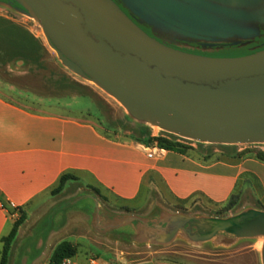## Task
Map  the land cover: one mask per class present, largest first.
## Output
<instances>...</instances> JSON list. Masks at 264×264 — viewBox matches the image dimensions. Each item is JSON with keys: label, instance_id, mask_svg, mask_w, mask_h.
<instances>
[{"label": "water", "instance_id": "obj_1", "mask_svg": "<svg viewBox=\"0 0 264 264\" xmlns=\"http://www.w3.org/2000/svg\"><path fill=\"white\" fill-rule=\"evenodd\" d=\"M12 1L39 24L62 66L112 97L137 124L200 144L264 145V50L213 58L175 50L163 38L251 41L264 27V0H118L152 37L112 0ZM189 220L210 223L211 233L191 232L184 227ZM165 222L148 242L169 244L178 233L192 244L224 232L261 238L264 264L263 211L226 219L174 214ZM232 225L237 229L227 231Z\"/></svg>", "mask_w": 264, "mask_h": 264}, {"label": "crops", "instance_id": "obj_2", "mask_svg": "<svg viewBox=\"0 0 264 264\" xmlns=\"http://www.w3.org/2000/svg\"><path fill=\"white\" fill-rule=\"evenodd\" d=\"M14 91L0 88V251L2 238L24 214L13 245L41 232L35 250L43 257L49 249L50 258L61 243L51 244L60 226L49 229L45 207L64 191L51 195L64 175L74 178L64 188L78 184L132 211L149 205L178 214L221 208L245 196L264 212V161L257 157L264 146L194 142L148 159L130 137L105 134L90 115L66 112L69 100L49 97L37 107L10 99Z\"/></svg>", "mask_w": 264, "mask_h": 264}, {"label": "rangeland", "instance_id": "obj_3", "mask_svg": "<svg viewBox=\"0 0 264 264\" xmlns=\"http://www.w3.org/2000/svg\"><path fill=\"white\" fill-rule=\"evenodd\" d=\"M14 8L17 6L8 8L0 4V88L15 90L8 93L10 99L37 107H43L49 97L67 99L72 105L66 112L90 115L105 134L131 136L137 122L95 84L62 66L43 33L35 30L36 26L40 29L39 24ZM244 52V49L229 48L215 56L231 58ZM161 133L158 128H151V135L158 137ZM63 190L54 203L45 207L49 209V229H53L55 223L60 226L51 244L67 241L76 246L75 258L79 263L93 257L111 264H262L261 249L258 248L261 238L233 239L226 233H219L210 241L192 244L178 233L169 244H154L148 240H154V234L165 229L167 216L176 214L172 208L165 211L146 205L132 211L114 206L75 183ZM252 203L245 196L234 197L227 208H194L190 212L180 209L178 214L227 218L250 210L262 211L258 206L251 207ZM184 227L198 235L212 231L210 223L196 220L187 221ZM41 234L34 232L32 237L27 234L19 244L14 246L12 243L6 264L46 263L49 249L43 257L35 250Z\"/></svg>", "mask_w": 264, "mask_h": 264}, {"label": "trees", "instance_id": "obj_4", "mask_svg": "<svg viewBox=\"0 0 264 264\" xmlns=\"http://www.w3.org/2000/svg\"><path fill=\"white\" fill-rule=\"evenodd\" d=\"M129 137L134 142L138 144H142L144 146H150L153 142H156L158 147L165 149L167 151H185L188 149L187 146L177 142L178 138L176 136L162 132L160 136L152 137L151 128L143 124H136L135 130L132 132L131 136ZM257 157L261 161H264V152H257ZM70 180H74V178L70 175L62 176L59 180L57 187L51 192V195L54 196L59 194L63 190L66 181H70ZM94 192L98 195L97 191ZM233 198L234 197L230 199V201L226 204L225 208H227V206L230 205ZM24 220H25L24 214H20V216L15 220L9 234L6 237L2 238L0 264H6L10 246L14 242L17 231L24 222ZM76 255H77V247L67 241H62L54 248L52 255L49 258L48 264H60L62 260L69 257H74Z\"/></svg>", "mask_w": 264, "mask_h": 264}, {"label": "flooded vegetation", "instance_id": "obj_5", "mask_svg": "<svg viewBox=\"0 0 264 264\" xmlns=\"http://www.w3.org/2000/svg\"><path fill=\"white\" fill-rule=\"evenodd\" d=\"M2 2L8 3L12 2L13 6H17L12 0H0ZM116 5L126 13L144 32H146L150 37L153 35L150 32V29L147 28L145 25H142L138 22V20L128 11L126 10L123 5L118 0H112ZM259 37L254 38L251 41H228V42H206V41H178L172 40L169 42L164 43L166 46L173 48L175 50H179L185 53L198 55V56H205V57H213V58H224L215 56V53H218L224 49L234 48V49H244V54L238 57L247 56L259 51L264 50V27L259 28ZM158 40V39H157ZM160 41V40H158ZM162 42V41H160ZM232 42H237L235 45ZM236 58V57H231ZM254 219H243L242 221L238 222L239 226H244L250 224L255 221ZM227 231L231 232L237 229L235 226H230L226 228Z\"/></svg>", "mask_w": 264, "mask_h": 264}, {"label": "built area", "instance_id": "obj_6", "mask_svg": "<svg viewBox=\"0 0 264 264\" xmlns=\"http://www.w3.org/2000/svg\"><path fill=\"white\" fill-rule=\"evenodd\" d=\"M177 142L180 144H183V145L193 143L192 141L181 139V138H178ZM142 149L145 152L148 159L160 157V156H162L164 151H167L165 149L158 147V145L156 143L151 144L150 146H143L142 145ZM60 264H80V263L76 260V258L74 256V257H69V258L62 260V262ZM85 264H111V263H103L96 258L88 257L85 260Z\"/></svg>", "mask_w": 264, "mask_h": 264}, {"label": "bare ground", "instance_id": "obj_7", "mask_svg": "<svg viewBox=\"0 0 264 264\" xmlns=\"http://www.w3.org/2000/svg\"><path fill=\"white\" fill-rule=\"evenodd\" d=\"M37 32H42V30H41V28L39 29V27L38 26H36V29H35ZM261 247H262V242H260L259 244H258V248H260L261 249Z\"/></svg>", "mask_w": 264, "mask_h": 264}]
</instances>
